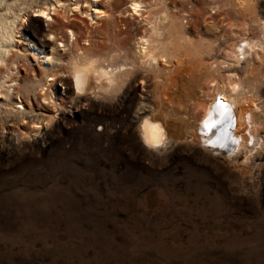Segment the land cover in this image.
<instances>
[{
    "label": "rangeland",
    "instance_id": "1",
    "mask_svg": "<svg viewBox=\"0 0 264 264\" xmlns=\"http://www.w3.org/2000/svg\"><path fill=\"white\" fill-rule=\"evenodd\" d=\"M57 1H0V19H25L5 47L0 79L15 61L12 78L45 83L53 102L45 105L38 87L34 113L23 92L13 94L12 113L0 111V264H264V51L232 67L225 57L244 27L248 39H260L264 0H246L241 11L238 0ZM131 1L142 2L140 16ZM46 4L57 7L54 21L33 13ZM95 8L106 14L96 17ZM164 10L193 46L209 52L202 64L179 57L136 66L115 92L75 96L69 67L55 66L62 74L47 81L44 49L32 54L31 45L42 48L55 31L54 53L63 61L85 52L108 63L121 52L119 65L135 58L138 38ZM23 53L28 62L14 56ZM234 75L242 91L229 101L250 120L241 132L262 141L255 152L216 154L202 145L198 125L207 102L218 98L211 83L225 85ZM15 103L28 112L27 123ZM213 112L210 125L220 119ZM145 118L162 122L167 145L143 143Z\"/></svg>",
    "mask_w": 264,
    "mask_h": 264
},
{
    "label": "bare ground",
    "instance_id": "2",
    "mask_svg": "<svg viewBox=\"0 0 264 264\" xmlns=\"http://www.w3.org/2000/svg\"><path fill=\"white\" fill-rule=\"evenodd\" d=\"M57 2L60 3L59 0ZM245 2L246 0L237 1L236 6L237 8L239 7L238 10L240 11L242 10L243 8L242 6L244 5ZM93 3L95 4L96 1H93ZM51 6L52 7L50 8V6L48 7V5L46 4L45 6L38 7L37 10L33 11V13L35 15L41 14L42 16H45L46 17L45 21L47 20L54 21L55 19L52 17V14H55V9L57 7H55L54 5ZM60 6L61 5H59V7ZM78 6L79 5L77 1L75 3L74 9L77 10ZM129 7L133 15L140 16V14H142L141 13L142 12L141 9L143 8L142 2L131 1ZM69 11H72V9H69ZM84 13H86L85 10ZM99 13L103 14L104 12L98 9H96V11L94 12L96 17L98 16ZM3 19H0V65L1 66L2 64L6 63L5 58H7L8 55H10V50L6 49L5 47L11 46L12 42H14L13 40L16 38L17 35L16 33H18L15 32V30L18 27L23 26L24 24L23 22L25 21L24 16L19 18L17 25H15V23L13 24L12 22H7ZM259 21H260L259 30L262 38L260 37V39L255 41L248 39L246 37L248 29L244 27L243 28L244 30L242 31L243 33L238 35L235 39L236 40L235 43L228 45L227 47L228 49L225 51V57L230 59V65L228 66L232 67L234 65H240L241 62L245 61L248 58V56L251 55L252 52H254V54L256 55L257 54L256 49H260L261 51H264V22H262L261 20ZM69 32L72 36H74L72 31ZM51 33H52V38L55 39L57 34L55 33V31ZM53 39H47L44 45L42 46V48H38L36 47L35 44H32L31 45L32 54L36 58L37 56H39L40 51L44 49L43 58L45 60L42 63V66H43L44 76L46 77V79L50 78L47 81H53L62 74L61 70H55V66L57 67L61 65L62 67L64 66L69 67V69L67 68L69 70V71L67 70L68 75L71 78L69 82L71 88L73 89V94L75 96L83 95L86 94L87 92H92L95 95L101 93L110 94L112 92H115V90L118 89L128 79L130 75H132V73L135 71L136 66H140L141 68L148 67L149 69H153L156 65L162 63V61H166L168 59L170 61V59H176L179 57L180 58L186 57V59H184L185 61L188 59L195 60L197 63L202 64L203 59L201 56L205 54H209V52L206 51L205 48L200 46L199 44H197V46H193L188 36L184 33L179 21L175 19L173 15L168 14L166 11L162 12L159 16H157L153 20L151 28L148 33L143 34L138 38L137 40L138 49L135 52V58L129 59L128 57H126L124 63L119 65H115L114 61L118 59V57H120L121 52H116L117 54L112 55V57L110 56V58H112L113 61L109 60L110 62L108 63H106L107 62L106 60L102 61L101 56L99 55L90 56L88 53L85 52H80L77 54L72 53L73 54L72 57H70V59L67 62H65L62 60V58L59 55L54 53L56 51V48L58 49L59 45L57 44V42L54 44ZM59 42L63 47L68 45L65 37L63 36H61ZM50 47H52L51 52L46 50ZM120 49L121 48L119 45L116 51H120ZM2 55L3 56L5 55L6 57H2ZM14 56L16 58H21V59L23 58L25 59L26 62L29 61V57L27 55H24V53L17 55L15 54ZM127 60L129 62H127ZM11 64H13V66H7L8 74L0 79V98L5 99L7 102L2 105L4 107L0 106V111L2 108L4 109L5 112L12 113L11 112L12 108H10L11 107L10 102L13 101V94L16 93V95L19 96V94L23 92L24 94H26L29 100L28 102L30 106L29 112L34 113L35 109L31 106L30 100L32 94L33 97H36L37 94L36 90L38 87H41L38 96L43 101V103L45 105L53 103L51 101V95H50L52 94V92L51 93L48 92L50 90L49 87H47V89L43 88L45 86V83H42L41 81H37V79H34V80H28L24 85H21L17 79L12 78L13 73L11 70L12 68L15 69L17 67L15 61H13ZM23 66H26V64L24 63ZM207 71H214L212 65L208 67ZM48 73H52V74L48 75ZM236 76L237 75H234L233 77L230 76L228 78V80L230 81H228L225 85H218L215 87L214 86L215 84L213 82L211 83L210 89H214L217 92L218 96H216V98L217 97L218 98L217 99L215 98L216 101L214 102H213L214 99L213 100L211 99L210 101L207 102V105L203 111V116L201 117V121H200L201 123L198 125L201 134L202 145L216 154L220 152H225L226 154H230L232 152H238L241 149L245 151V154L247 152L249 153L255 152L256 147H258L259 145V142L262 141V140L260 141L257 138V134H254V132L250 133L249 135L250 139L248 138L247 140L245 138L243 132L247 127L248 121H250L248 116L249 113L247 114L244 108L241 109L237 107L239 104L236 103L235 99L233 101H229L231 100L229 99L230 96H232L233 94L239 95L242 91V85L239 82L240 80L238 81L236 79ZM9 83L11 84L9 85ZM230 102L233 103V105L235 106L234 109H236V111L231 110L230 106L233 105H231ZM57 105L62 106L61 103H58ZM53 106L55 109L56 105L53 104ZM249 107L252 108V106ZM15 108L17 112L16 115L21 117L24 123H27L28 112H26L25 108L17 103H15ZM18 110H23V111H18ZM213 111H215V113L220 117L219 120H221V118L223 117V124L217 125L215 129L209 127L210 125L209 120L213 117V113H214ZM14 112L15 111H13V113ZM38 123L39 122H34L33 125L39 126ZM244 124H245V128L243 127ZM241 127H243L242 129L243 132H241L242 131ZM165 129L162 122L145 118L140 126V134L143 143L147 147L152 149H158L159 147L164 146L168 141V136L165 134L167 133L165 132ZM37 130L38 128L32 129V131H37Z\"/></svg>",
    "mask_w": 264,
    "mask_h": 264
},
{
    "label": "snow or ice",
    "instance_id": "3",
    "mask_svg": "<svg viewBox=\"0 0 264 264\" xmlns=\"http://www.w3.org/2000/svg\"><path fill=\"white\" fill-rule=\"evenodd\" d=\"M223 124V117L221 118V120L216 121L215 123L209 125V127L215 129L217 127V125Z\"/></svg>",
    "mask_w": 264,
    "mask_h": 264
}]
</instances>
